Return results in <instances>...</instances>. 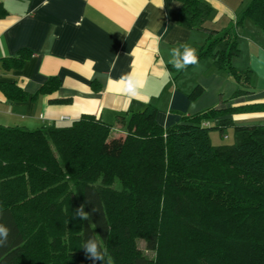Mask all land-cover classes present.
I'll return each mask as SVG.
<instances>
[{
    "label": "trees",
    "instance_id": "obj_1",
    "mask_svg": "<svg viewBox=\"0 0 264 264\" xmlns=\"http://www.w3.org/2000/svg\"><path fill=\"white\" fill-rule=\"evenodd\" d=\"M180 2L178 23L203 28L211 6ZM242 13L264 31V0H250ZM237 23L209 30L196 49L235 79L231 99L253 88L252 71L232 63ZM58 85L49 78L39 92ZM0 89L8 99L27 95L15 82ZM201 93L196 87L188 98ZM252 111H264V102L212 107L163 128L151 106L118 117L125 135L93 115L38 129L0 125V225L9 230L0 264H93L83 249L90 240L97 264H237L240 250L264 264V124L225 118ZM228 127L234 143L213 145L210 131ZM211 241L230 255L209 249Z\"/></svg>",
    "mask_w": 264,
    "mask_h": 264
},
{
    "label": "crops",
    "instance_id": "obj_2",
    "mask_svg": "<svg viewBox=\"0 0 264 264\" xmlns=\"http://www.w3.org/2000/svg\"><path fill=\"white\" fill-rule=\"evenodd\" d=\"M204 1L211 10L203 28L188 29L178 23L180 0H0V83L15 82L27 94L8 99L0 89V125L38 129L93 115L120 135L119 116L151 106L167 128L212 107L264 102V41L259 28L242 19L250 0ZM233 23L239 51L250 61L243 66L236 55L232 63L252 71L253 88L231 99L238 84L210 56L178 71L173 52L197 49L209 30ZM24 53L29 56L19 65ZM52 77L58 88L39 92ZM196 87L201 95L189 99ZM227 117L236 124H264V111Z\"/></svg>",
    "mask_w": 264,
    "mask_h": 264
},
{
    "label": "clouds",
    "instance_id": "obj_3",
    "mask_svg": "<svg viewBox=\"0 0 264 264\" xmlns=\"http://www.w3.org/2000/svg\"><path fill=\"white\" fill-rule=\"evenodd\" d=\"M173 55V66L178 71L185 69L188 65L195 64L198 60L197 50L188 46H184L182 53L179 49H175ZM77 212L81 218H87L86 214L83 212V206H81ZM8 235L9 230L3 225H0V245H3L7 242ZM83 249L85 250L86 258L92 260L93 264L101 262L102 257L99 253L98 245L94 240H90Z\"/></svg>",
    "mask_w": 264,
    "mask_h": 264
},
{
    "label": "rangeland",
    "instance_id": "obj_4",
    "mask_svg": "<svg viewBox=\"0 0 264 264\" xmlns=\"http://www.w3.org/2000/svg\"><path fill=\"white\" fill-rule=\"evenodd\" d=\"M258 32H259V36L260 37H262V41H264V31H262L261 29H259L258 30ZM239 35V34H238ZM241 48V47H240ZM240 52V55L238 56L237 55V57L238 58H240V61H243L242 62V65L244 66L245 64V62H248V61H250L249 60V58L248 57H246V53H245V51L244 52H242V54L243 55H241V50L239 51ZM241 56V57H240ZM235 66V65H234ZM235 67H237V66H235ZM239 69H240V67H238ZM247 123H250V122H247ZM122 131L123 132H121L120 134H122V135H125V128L123 127V129H122ZM113 133H112V135H114V134H116V133H118V135H119V132H117V131H112ZM117 135V134H116ZM210 136H211V143L213 144V145H221V144H225V145H232L233 143H234V133H233V128L232 127H228V128H226L225 130H224V132L223 133H221L219 130H211L210 131ZM115 187H118L119 186V184H118V182H115ZM255 196V195H254ZM212 199V198H211ZM213 202H215V201H213ZM197 212L195 213V214H198V210H196ZM203 221H206V220H202V221H198V222H203ZM138 247L139 248H141V249H143L144 248V243H143V241L142 240H138ZM214 244H216V242L215 241H211V245H209L208 243H207V246L209 247V249L210 248H212V246H214V248L215 247H217L218 248V250H221L220 252H221V254H219V256L221 255H230V250L228 249V247H224L223 249H222V245H214ZM149 254H151L150 252H149ZM212 254H214V253H212ZM229 257V256H228ZM249 256H246V252H245V254H244V252L243 253H241V250L238 252V258H236V260H237V264H251L248 260H247V258H248ZM218 261H220V264H222L221 263V261L222 260H219L218 259ZM225 264V263H224ZM227 264H231L229 261H227Z\"/></svg>",
    "mask_w": 264,
    "mask_h": 264
}]
</instances>
